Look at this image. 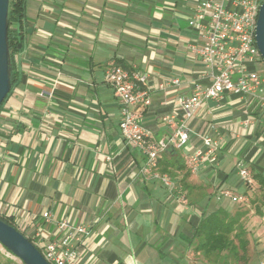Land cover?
<instances>
[{"label":"crops","instance_id":"obj_1","mask_svg":"<svg viewBox=\"0 0 264 264\" xmlns=\"http://www.w3.org/2000/svg\"><path fill=\"white\" fill-rule=\"evenodd\" d=\"M199 1L26 0V41L14 59L18 80L0 109L1 217L28 238L37 226L53 233L62 219L87 227L92 235L79 264L224 258L196 251L193 229L202 212H234L216 194L241 196L239 164L264 175V108L249 96L225 93L185 120L189 143L177 150L186 167L205 137L218 144L217 161H205L186 180L206 192L191 203L177 185L180 173L170 191L144 172L145 157L122 138L120 104L104 81L109 61L147 74L139 87L151 103L139 109L141 123L155 139L166 138L163 117L181 116L179 98L210 81L188 50L195 33L187 22ZM172 78L179 86L160 88Z\"/></svg>","mask_w":264,"mask_h":264},{"label":"built area","instance_id":"obj_2","mask_svg":"<svg viewBox=\"0 0 264 264\" xmlns=\"http://www.w3.org/2000/svg\"><path fill=\"white\" fill-rule=\"evenodd\" d=\"M262 1L200 0L191 10L187 23L194 31L195 38L188 44V50L204 65L210 81L206 86L196 85L190 95L179 98L181 116L170 114L163 117L169 129L166 138L155 139L141 123L142 111L139 109L151 103L148 90L139 87L146 82L147 74L129 71L114 61L105 65L104 81L112 88L120 104L118 126L122 138L145 157L144 172H151L170 191L175 189V183L167 174L157 172L158 161L167 149H180L188 145L189 131L184 122L205 101L218 100L225 93H232L249 96L264 108V77L255 69V65L261 63L262 59L254 37ZM179 84L178 78H172L166 80L160 88ZM41 95L50 96L46 92ZM202 143L203 149H196L186 157L187 168L191 173H195L205 161H217V142L211 137H205ZM238 175L242 184H254L251 173L241 164L238 166ZM222 199L244 201L242 196L224 190L216 194V200ZM42 219L49 221L50 213H43ZM91 235L87 227L71 225L62 219L56 222L53 233L41 226L35 227L30 239L49 264H79L81 252ZM259 264H264V241Z\"/></svg>","mask_w":264,"mask_h":264},{"label":"trees","instance_id":"obj_3","mask_svg":"<svg viewBox=\"0 0 264 264\" xmlns=\"http://www.w3.org/2000/svg\"><path fill=\"white\" fill-rule=\"evenodd\" d=\"M26 28V0H9L8 46L11 57V88L9 93L18 80V73L16 71L17 65L14 62V56L22 50L25 44L27 36ZM19 44L21 47L18 49ZM9 93L1 103L0 109ZM157 168L160 169L161 174H167L173 181H175L174 179L178 173L181 174V179L177 182V185H179L181 189L188 190L186 198H188L191 203L198 202L205 198V188L201 187L194 190V187H191L190 184L187 183L186 180L191 172L184 164V160L177 149H167L158 161ZM251 177L256 184L245 186L247 188H254L257 186L261 193V198L264 201V175L259 172H253ZM247 213L246 210L240 209L234 211V213H230L223 208H218L212 212H202L197 226L193 229L192 239L195 243V250L209 259L224 254V258L221 260H230L232 263L238 258H242L246 253L248 241L244 237L245 229L241 222V218ZM255 213L264 218V205L263 209L255 207ZM0 219L14 227L9 219L1 216ZM27 239L32 243L30 238L27 237Z\"/></svg>","mask_w":264,"mask_h":264},{"label":"water","instance_id":"obj_4","mask_svg":"<svg viewBox=\"0 0 264 264\" xmlns=\"http://www.w3.org/2000/svg\"><path fill=\"white\" fill-rule=\"evenodd\" d=\"M9 0H0V105L11 88V57L8 46ZM255 44L264 63V0L255 26ZM21 45H18V49ZM0 245L23 264H49L40 251L15 227L0 219Z\"/></svg>","mask_w":264,"mask_h":264},{"label":"rangeland","instance_id":"obj_5","mask_svg":"<svg viewBox=\"0 0 264 264\" xmlns=\"http://www.w3.org/2000/svg\"><path fill=\"white\" fill-rule=\"evenodd\" d=\"M255 69L264 77V63H258L255 65ZM239 193L245 198L242 202H230L231 211L239 209H245L248 213L241 220L244 229V237L248 241L246 253L242 258H238L235 262L233 261H216L212 264H259L258 257L261 251V245L264 241V220L255 213V207L263 209L264 201L261 198L259 188H247L242 184ZM234 213V212H232ZM250 261V262H249ZM0 264H23L19 259L15 258L12 254L8 253L0 245Z\"/></svg>","mask_w":264,"mask_h":264}]
</instances>
